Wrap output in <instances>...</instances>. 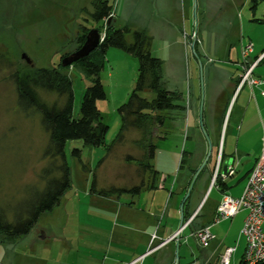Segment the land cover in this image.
<instances>
[{"label": "rangeland", "instance_id": "1", "mask_svg": "<svg viewBox=\"0 0 264 264\" xmlns=\"http://www.w3.org/2000/svg\"><path fill=\"white\" fill-rule=\"evenodd\" d=\"M103 1H107L115 12L112 17L115 20L116 15V28L127 26L134 31H145L150 38V53L162 62L164 87L182 93L184 100L191 94L195 98L199 95L201 101L206 86L205 71L207 73V56L203 54L201 38L207 37V16L214 17L217 13V4L224 0H207V9H204L201 0ZM144 9L147 14L142 12ZM249 9V3H245L243 8L237 10L236 16L240 18L241 15L251 14L252 11ZM90 12H92V0H0V201L2 203H16L25 196L28 187L39 185L41 182L39 173L48 164V160L43 158L48 135L41 125L37 111H23L19 108L15 78L22 80L40 69L58 67L62 58L73 52L79 26L95 27L94 23L87 22ZM228 12L224 11L221 19ZM160 23L165 26H161ZM167 23L172 27L169 31L165 30ZM92 29L99 30L101 38L104 37L103 26ZM194 32L196 44L193 50L201 62L203 97L199 65L191 48ZM126 38L131 40L129 36ZM22 54L29 57L31 65L21 59ZM64 73L72 81L73 117L77 118L81 97L89 82L75 65L66 68ZM99 78L106 94L105 100L97 102L103 122L108 127L105 146L85 147L76 141L66 144L65 157L70 168V188L61 198L58 207L40 216L30 234L22 236L14 244L0 243V264L33 263L30 261L32 254L29 251L43 250L44 246L50 248L51 243H48L47 239L60 237L57 221L66 216L70 217L69 230L79 224L82 228L97 227L106 233L109 227L107 219L109 214L106 208H99L97 204L91 207L90 204L92 201L107 200L96 194L89 196L93 175H95L97 191L108 190L111 187L120 188L132 176L140 177L138 168L125 166L127 156L139 158L141 155L142 146L139 142L138 144L135 142L140 141V132H129L124 144L116 145L110 152L106 150L119 131L120 117L117 109L127 101L135 85L137 61L120 49L109 48ZM34 95L38 104L44 107L60 103L54 92L35 88ZM141 97L150 100L153 96L145 90ZM197 110L199 121L200 102ZM74 149L81 151L80 160L71 156V151ZM44 233L49 234L46 243L39 245L41 242L37 239ZM37 246L42 248L38 249ZM103 251L98 257L102 264L106 263L107 253L106 249ZM79 254L82 257L69 254L60 257L55 255L54 259L66 264H85L91 261L88 257L92 253L88 247L81 246ZM147 263L146 261L144 264Z\"/></svg>", "mask_w": 264, "mask_h": 264}, {"label": "crops", "instance_id": "2", "mask_svg": "<svg viewBox=\"0 0 264 264\" xmlns=\"http://www.w3.org/2000/svg\"><path fill=\"white\" fill-rule=\"evenodd\" d=\"M201 1L207 9V0ZM224 1L217 4L214 17L207 16V37L201 38L203 54L207 56L202 125L209 139V156V145L198 121L200 96L195 98L190 94L184 101L185 111L171 115L175 119V129L165 137L154 138V156L149 161L151 171L145 170L138 178L132 176L123 186L131 189L141 184L140 192L113 194L106 197L107 200L90 202L91 207L97 204L99 208H106L109 214L106 233L97 227L82 228L78 223L69 230L70 217L58 219L60 237L47 239V233L39 237V245L47 239L51 247L31 249L33 263L30 264H66L54 259L55 255L82 257L79 254L81 246L88 247L92 253L88 257L91 261L85 264H102L98 257L105 249L106 263L103 264H144L146 261L147 264H174L177 238L178 264H220L222 254L230 247L235 248L230 264L242 263L246 242L240 231L245 212L217 223L214 219L224 195L233 198L242 195L260 154L264 84L238 89V63L240 50L247 43L253 47L250 63L264 54V1L251 14L240 18L236 12L249 0ZM145 9L140 11L147 14ZM224 11L229 12L221 19ZM170 28L167 23L165 30ZM128 36L131 38L129 34L125 39L129 43ZM252 76L264 80V56L253 69ZM206 155L207 163L180 211L189 184ZM126 165L137 168L133 162H126ZM88 194L91 196L90 192ZM181 216L183 226L180 229ZM73 224L75 226V222ZM203 227H208L213 235L206 248L193 237V232Z\"/></svg>", "mask_w": 264, "mask_h": 264}, {"label": "trees", "instance_id": "3", "mask_svg": "<svg viewBox=\"0 0 264 264\" xmlns=\"http://www.w3.org/2000/svg\"><path fill=\"white\" fill-rule=\"evenodd\" d=\"M263 1L249 0L250 10L254 11ZM112 14V7L107 1L92 0V12L89 13V21H86L94 23L95 27L81 25L78 28L79 33L75 37L73 52L83 45L85 36L92 28L103 26L104 37L93 52L72 64L81 70L89 82L82 94L77 118L73 117L72 81L64 73L68 67L63 68L59 64L52 69H40L22 80L15 78L19 108L23 111H37L41 125L48 135L47 145L43 151V158L48 160V164L39 173L41 179L39 185L28 187L22 199L12 204L0 201V243H10L28 235L41 215L52 212L59 206L61 198L71 185L70 168L65 157V146L68 142L76 141L82 146L92 148L105 146L108 127L103 122L97 102L106 99L99 75L109 48L120 49L136 59L137 79L127 101L117 109L120 128L107 151L110 152L116 145L124 144L129 132H140V141H135L142 146L140 157L127 156L125 161L133 162L140 174L145 170L151 171L149 161L154 156V138L165 137L172 132L175 129V119L171 115L185 111L182 93L164 87L162 62L151 55L150 38L145 31H131L127 26L116 28ZM129 34L131 42L128 43L125 36ZM35 88L54 92L60 103L50 107L39 105L34 95ZM145 90L151 93L152 99L141 97ZM80 155L79 149L71 151V156L78 160ZM152 173L156 174V171ZM92 178L89 192L104 198L113 194L135 195L143 186L140 184L131 189L111 187L108 190L97 191L95 175Z\"/></svg>", "mask_w": 264, "mask_h": 264}, {"label": "built area", "instance_id": "4", "mask_svg": "<svg viewBox=\"0 0 264 264\" xmlns=\"http://www.w3.org/2000/svg\"><path fill=\"white\" fill-rule=\"evenodd\" d=\"M102 40L103 38H101ZM252 50L251 43L243 45L240 50L238 89L243 86L252 88L264 84V80H258L252 76L253 69L264 54L257 61L250 63L249 56ZM261 95L264 96V93H261ZM242 211L245 212V217L240 235L246 242L243 264H250L251 260H264V231L262 230L264 223V126L262 127L260 154L247 177L242 195L238 198L224 195L216 209L214 222L233 218ZM193 237L203 248L208 247L213 239L208 227L194 231ZM234 251V247L225 249L220 258V264H230Z\"/></svg>", "mask_w": 264, "mask_h": 264}, {"label": "water", "instance_id": "5", "mask_svg": "<svg viewBox=\"0 0 264 264\" xmlns=\"http://www.w3.org/2000/svg\"><path fill=\"white\" fill-rule=\"evenodd\" d=\"M196 39V33L194 32V37H193V41L191 43V48H192V53L193 55L197 58L196 54H195V51L193 50V47L195 45V40ZM101 43V35L99 33V31L97 29H91L90 31H88L87 35L85 36V40H84V43L83 45L76 51L70 53L69 55L65 56L64 58H62L61 60V66L63 68H66V67H69L71 66L72 64L84 59L85 57H87L91 52H93L98 46L99 44ZM21 59H23L27 64H32L31 60L29 59V57L25 54H22L21 56ZM197 61H198V65H199V70H200V81H201V95L203 97V84H202V80H203V73H202V67H201V62L198 60L197 58ZM202 110H203V98L201 99L200 101V112H199V126H200V129H201V132H202V135L206 141V143H208L209 145V139L207 137V134L203 128V125H202ZM210 154V145H209V153H208V156ZM208 156L206 155L205 159L203 160L201 166L198 168V170L196 171V173L194 174L190 184H189V187H188V190H187V193L182 201V204H181V208H180V211L182 210V205L183 203L186 201V199L189 197V194H190V191L193 187V184L197 178V176L200 174V172L203 170V168L205 167L206 163H207V158ZM226 168L224 167V170ZM183 226V219H182V216L180 218V223H179V228L181 229ZM178 253H179V241H178V238L176 240V252H175V260H174V264H178L179 263V256H178Z\"/></svg>", "mask_w": 264, "mask_h": 264}, {"label": "bare ground", "instance_id": "6", "mask_svg": "<svg viewBox=\"0 0 264 264\" xmlns=\"http://www.w3.org/2000/svg\"><path fill=\"white\" fill-rule=\"evenodd\" d=\"M261 262H264V260H251L250 264H257Z\"/></svg>", "mask_w": 264, "mask_h": 264}]
</instances>
